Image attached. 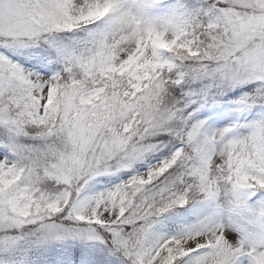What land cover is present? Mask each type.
Wrapping results in <instances>:
<instances>
[{"label": "snow or ice", "instance_id": "snow-or-ice-1", "mask_svg": "<svg viewBox=\"0 0 264 264\" xmlns=\"http://www.w3.org/2000/svg\"><path fill=\"white\" fill-rule=\"evenodd\" d=\"M0 264H264V0H0Z\"/></svg>", "mask_w": 264, "mask_h": 264}]
</instances>
